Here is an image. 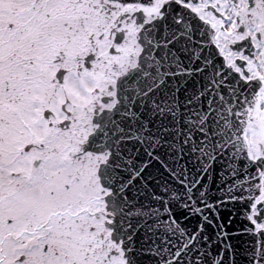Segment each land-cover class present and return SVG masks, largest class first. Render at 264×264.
Instances as JSON below:
<instances>
[{"label":"snow or ice","instance_id":"obj_1","mask_svg":"<svg viewBox=\"0 0 264 264\" xmlns=\"http://www.w3.org/2000/svg\"><path fill=\"white\" fill-rule=\"evenodd\" d=\"M0 264H264V0H0Z\"/></svg>","mask_w":264,"mask_h":264}]
</instances>
